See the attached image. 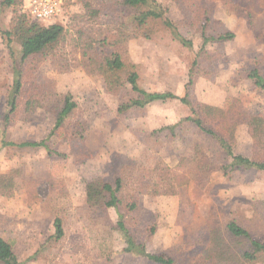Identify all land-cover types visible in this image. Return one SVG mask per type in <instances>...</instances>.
I'll return each instance as SVG.
<instances>
[{
  "label": "rangeland",
  "instance_id": "374dc122",
  "mask_svg": "<svg viewBox=\"0 0 264 264\" xmlns=\"http://www.w3.org/2000/svg\"><path fill=\"white\" fill-rule=\"evenodd\" d=\"M1 1L0 28L9 30L17 13L28 14V0H16L8 8L1 7ZM58 1L60 17L36 22L62 25L65 40L55 57L21 67L25 93L34 82L50 91L48 101L26 111L20 99L6 139L15 143L45 139L55 123L61 95H70L77 109L63 134L47 142L58 155L44 148L0 149V174H11L14 181L12 189H0V236L12 244L23 264H153L124 252L115 211L89 208L85 184L96 179L113 182L120 176L129 187L136 175L148 174L156 160L173 168L197 145L218 166L230 159L184 120L192 114L177 100L119 112L135 95L129 87L109 94L99 74L85 72L77 31H85L83 41L105 29L117 34L122 39L117 47L122 61L136 66L138 84L148 92L182 96L187 90L194 105L223 110L235 105L264 118V89L248 78L254 70L264 78V0H156L180 34L193 43L192 51L175 41L159 18L150 17L137 27L133 22L137 11L122 0ZM227 32L235 35L233 40L213 42L199 54L192 84L186 89L202 33L216 37ZM63 63L68 64L62 67ZM12 80L13 61L0 37V122ZM80 127H84L83 140L72 135ZM234 152L249 158L257 154L264 160V148L253 150L245 123L235 129ZM57 216L64 235L49 241ZM134 217L131 232L146 252L170 250L176 264H207L210 227L224 229L235 221L252 238L264 241V172L217 169L179 186L175 195H140Z\"/></svg>",
  "mask_w": 264,
  "mask_h": 264
},
{
  "label": "trees",
  "instance_id": "16d2710c",
  "mask_svg": "<svg viewBox=\"0 0 264 264\" xmlns=\"http://www.w3.org/2000/svg\"><path fill=\"white\" fill-rule=\"evenodd\" d=\"M16 0H2L1 7L8 8L15 4ZM122 4L137 11L133 22L137 27L144 26L150 17L161 20L163 26L169 31L171 37L182 47L192 51L193 43L182 36L174 24L165 16V10L156 0H122ZM16 13L17 9L14 10ZM30 15L17 13L9 30L0 28V37L5 40L13 61V80L7 108L0 122V149L7 147L17 148H44L47 153L55 151L49 148L48 140L55 134H63L67 122L75 116L76 103L70 95H61L60 109L56 111L55 123L45 139L40 141H23L15 143L6 139V129L12 121L11 115L18 106V101L23 100L26 111H30L46 100L50 91L31 82L30 90L24 91L23 64L35 63L38 59L55 57L57 47L65 40L66 30L60 24L49 26L40 25L39 21L29 19ZM85 31H77L80 43V60L87 74H99L104 81L106 92L117 95L125 87L135 95L129 102L119 107V112L131 108L144 109L153 103H165L177 100L187 106L192 114L185 121L191 122L196 129L215 142L221 152L229 157L230 163L218 166L200 146H195L192 153L181 157L173 167H166L160 160H156L148 174L136 175L132 184L128 187L122 179L117 177L113 182L103 179L89 181L84 186V200L91 209L105 212L113 209L116 214V231L126 245L124 252L143 257L153 264H176L170 250L148 253L143 243L135 240L131 232L134 223V214L138 209V197L140 195L172 196L179 186L197 182L205 174L221 169L230 172L235 169H255L264 172V160L257 154L245 157L234 152V133L239 124L245 123L252 141L254 151H262L264 148V118L258 114H250L247 111L229 106L226 110L210 106L204 103L192 104L186 92L178 96L171 92H148L138 84L136 66L122 61L117 47L122 39L110 33L109 29L100 31L83 41ZM144 37H147L144 35ZM202 44L198 53H193V61L188 74L186 89L192 84V74L198 65V57L205 48L213 42H225L234 39L232 32L219 34L216 37H208L202 33ZM18 45L16 51L13 45ZM63 55H60V57ZM59 57V58H60ZM68 63L61 64L62 67ZM34 69V68H31ZM62 70H67L66 68ZM24 75V76H23ZM255 87L264 89V78L256 71L248 74ZM49 88L48 86L46 89ZM52 97V95H51ZM50 97V98H51ZM52 102V101H50ZM56 103V102H55ZM75 130L74 137L83 140L82 130ZM173 128V127H166ZM123 167V166H122ZM14 186L11 174H0V189L8 190ZM54 232L49 241H59L63 235L62 219L55 217L53 221ZM207 264H264V241L252 238L250 233L235 221H229L224 229L210 227L208 230ZM0 264H23L13 251L12 244L0 236Z\"/></svg>",
  "mask_w": 264,
  "mask_h": 264
},
{
  "label": "built area",
  "instance_id": "2783aa9c",
  "mask_svg": "<svg viewBox=\"0 0 264 264\" xmlns=\"http://www.w3.org/2000/svg\"><path fill=\"white\" fill-rule=\"evenodd\" d=\"M26 10L34 20L39 22L49 21L63 14L58 0H28Z\"/></svg>",
  "mask_w": 264,
  "mask_h": 264
}]
</instances>
